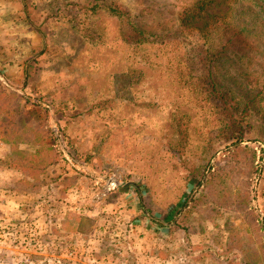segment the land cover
I'll use <instances>...</instances> for the list:
<instances>
[{"label": "rangeland", "instance_id": "374dc122", "mask_svg": "<svg viewBox=\"0 0 264 264\" xmlns=\"http://www.w3.org/2000/svg\"><path fill=\"white\" fill-rule=\"evenodd\" d=\"M197 1L0 0L5 180L30 184L0 206V264H264V0H221L207 44L181 25ZM230 37L209 97L197 46Z\"/></svg>", "mask_w": 264, "mask_h": 264}, {"label": "trees", "instance_id": "16d2710c", "mask_svg": "<svg viewBox=\"0 0 264 264\" xmlns=\"http://www.w3.org/2000/svg\"><path fill=\"white\" fill-rule=\"evenodd\" d=\"M221 0H198L196 3H195V7L193 8L192 13L190 15L187 16V14L185 15L186 17H184V21L182 22V26L185 27V28H188L192 31H194V34H196L198 36V39L201 41H204L205 44H207L206 42L210 39V34L209 31H208V25L209 23L212 21V18L213 16L211 15V13H209L214 7H218L219 4H221ZM212 4H216L215 6H212ZM231 8V7H229ZM190 11V10H189ZM190 11V12H191ZM113 12L115 14H117L119 16V18H124L126 16V13H124V11L120 10V9H116L114 8L113 9ZM228 11H225V13H227ZM189 13V12H188ZM216 16L222 14V11H220L219 13H215ZM127 21H129V18L127 19ZM227 21H225L223 19V22L222 24L224 25H227L226 24ZM128 30L130 32V40L133 42V43H136V44H140V43H143V42H149L155 38H158L157 36H153V35H150L142 30H140L136 24L133 22V21H130V25L128 27ZM223 30L225 31H228V28H224ZM168 42H170V40H167L165 42H162V44H165L167 45ZM224 47L221 49V51H219V56H212L208 51L207 49H204L202 45L198 44L197 46V49H201V51H204L206 52L205 53H202L201 51L198 52V56H200V62H204V66L203 68L201 69L200 72H197V73H194V79L196 80V83L198 85L201 86V88L205 89L206 93L208 94L209 97L215 95V92H216V80H214L213 78V74H212V65L214 64V62H216L217 58H220V55L222 56L223 54L227 53L228 51H231L232 52H235V53H239L240 51H242L241 49H237L232 41H231V37L229 39H227L223 45ZM196 48V47H195ZM221 97V100L223 101V103H228V102H231L233 101V99L228 96L225 92H222V94L220 95ZM236 105H238L236 103ZM246 108H244L242 110L245 111ZM239 111V108H237L236 106H233V107H226L224 106L222 108V112L221 114H226V115H229L230 118H232V127L233 129H230L231 131H227L228 133H231V137L235 138L237 140V143H240V141L243 139L244 137V134L241 135L240 134V130L239 128L241 127L240 125V122L245 120L243 118V114H240V118H237V115L235 116V113ZM227 112V113H226ZM235 116V117H234ZM226 132V133H227ZM238 132V133H237ZM0 139L6 141V142H10L12 143V150H14L15 148V145H14V140L7 138L3 135L0 134ZM37 141L35 140V144ZM42 145L44 146V150L42 149V151H45V148H50L51 150L52 147L50 146H47L45 144V142H42ZM37 152V151H36ZM50 153H52V151H49ZM36 157L40 156V154H36L35 155ZM12 162L14 163L13 167H17V163H15V160L13 159ZM29 167L31 165L33 166H40V165H43L42 164H38V163H33V162H28L27 164ZM45 167L48 166V163H44ZM30 176H35L33 173H30Z\"/></svg>", "mask_w": 264, "mask_h": 264}, {"label": "crops", "instance_id": "0c3cea01", "mask_svg": "<svg viewBox=\"0 0 264 264\" xmlns=\"http://www.w3.org/2000/svg\"><path fill=\"white\" fill-rule=\"evenodd\" d=\"M11 151L12 143L0 139V206L5 205V203L8 202L5 200V198L23 196V194L19 190L20 186L30 185L29 183H7L6 177L9 176V182L10 176H13V172L16 171V168L13 167V158L11 157ZM16 180L19 181L20 179L18 178Z\"/></svg>", "mask_w": 264, "mask_h": 264}]
</instances>
